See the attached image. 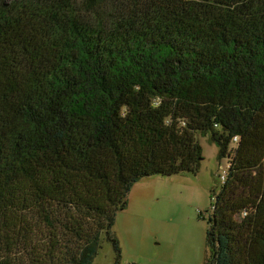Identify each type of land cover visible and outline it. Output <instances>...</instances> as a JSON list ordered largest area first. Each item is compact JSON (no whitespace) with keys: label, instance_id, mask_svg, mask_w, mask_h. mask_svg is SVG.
Returning <instances> with one entry per match:
<instances>
[{"label":"trees","instance_id":"obj_1","mask_svg":"<svg viewBox=\"0 0 264 264\" xmlns=\"http://www.w3.org/2000/svg\"><path fill=\"white\" fill-rule=\"evenodd\" d=\"M228 158L208 264H264V0H0V264H93L133 185Z\"/></svg>","mask_w":264,"mask_h":264},{"label":"rangeland","instance_id":"obj_2","mask_svg":"<svg viewBox=\"0 0 264 264\" xmlns=\"http://www.w3.org/2000/svg\"><path fill=\"white\" fill-rule=\"evenodd\" d=\"M204 160L198 173L151 175L137 181L128 206L118 212L113 232L119 239V264H208L207 229L211 192L220 190L228 158L200 134ZM116 251L104 239L93 264H115Z\"/></svg>","mask_w":264,"mask_h":264},{"label":"built area","instance_id":"obj_3","mask_svg":"<svg viewBox=\"0 0 264 264\" xmlns=\"http://www.w3.org/2000/svg\"><path fill=\"white\" fill-rule=\"evenodd\" d=\"M229 167V164L227 166L226 169H224V172L222 174H220V179H221V182L223 183L225 180H226V176H227V169Z\"/></svg>","mask_w":264,"mask_h":264}]
</instances>
